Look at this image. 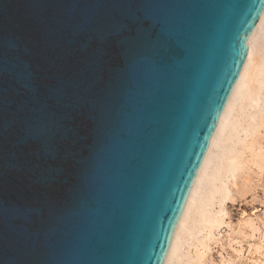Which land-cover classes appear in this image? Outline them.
Wrapping results in <instances>:
<instances>
[{
	"label": "water",
	"instance_id": "95a60500",
	"mask_svg": "<svg viewBox=\"0 0 264 264\" xmlns=\"http://www.w3.org/2000/svg\"><path fill=\"white\" fill-rule=\"evenodd\" d=\"M264 0H0V264H164Z\"/></svg>",
	"mask_w": 264,
	"mask_h": 264
},
{
	"label": "rangeland",
	"instance_id": "374dc122",
	"mask_svg": "<svg viewBox=\"0 0 264 264\" xmlns=\"http://www.w3.org/2000/svg\"><path fill=\"white\" fill-rule=\"evenodd\" d=\"M262 31L257 42H259V40L263 42L258 43V45L260 43L262 44L259 45L260 49H258L257 45V51H255V54L260 57L264 56V48L261 49V46H264V28ZM261 91L260 95L262 97L260 96L258 104H252L249 99H246V104L241 108H234L230 116L232 119L235 116L236 120L234 119V121L238 126H236V129L232 132L231 138L226 144L228 148L226 151L236 150V153L242 154L244 163L237 172L235 179L237 183L235 182L236 184L233 185V180L229 181L232 188V199L224 201L222 204L223 206H220L219 203H215L210 209L212 214L215 215V213H217V217H223V223L213 230L212 238L206 239V247L203 251L204 255L199 259L202 261V263H200L199 260V262L197 260L195 261L197 257L195 245L198 243V240L207 235L209 231H207V229L202 230L201 227H199L200 223L197 216L195 224L193 225V229H195L194 237H192V240L189 238V241H186L187 243L182 245L183 257H180L184 262L181 261L182 264H264V124L260 125L262 128L260 126L257 127L259 132L255 128V122L254 124L252 122V119H255V114V117H257V121L255 119L256 122H259L261 116H264V114H262V111L264 113V90L262 89ZM235 109L238 110L239 114H237V110ZM257 111L261 113L258 114ZM246 119L248 120L246 121ZM251 124L254 126H249ZM254 128L256 131L253 130ZM245 130L247 132H244ZM248 144L250 146L245 148ZM239 150L241 152L243 151V153H240ZM215 152L218 154L219 149L216 148ZM228 152L226 154H228ZM223 160V162H218L219 167L217 170L219 169V173H223V170H225L223 168H227L229 164L227 157ZM224 181L225 179H223V181L219 179L216 185L221 187ZM243 186H245V188ZM220 208L225 210L227 215L225 214L222 216L223 213H218L222 210ZM250 218L251 220H249ZM246 221H248L247 224ZM253 223L254 227L251 225ZM191 244L193 246H190Z\"/></svg>",
	"mask_w": 264,
	"mask_h": 264
},
{
	"label": "bare ground",
	"instance_id": "6f19581e",
	"mask_svg": "<svg viewBox=\"0 0 264 264\" xmlns=\"http://www.w3.org/2000/svg\"><path fill=\"white\" fill-rule=\"evenodd\" d=\"M263 28H264V11H263V13H262V15L258 21V24L256 26V29H255L252 37L250 39L249 48H248V52H247L244 64L242 66V69H241L240 74L238 76V79L236 81V84L234 86L232 94H231V96L228 100V103L224 109V112L222 113V116H221L220 121L218 123L216 132L212 138L210 147H209L207 154L204 158L202 166H201V168L198 172V175L196 177V180L192 186V189L190 191V194H189L188 199L186 201V204L184 206L182 215H181L179 222L177 224V227H176L170 248L168 250L166 259L164 261V264H182L181 263L182 259L180 258V257H183L182 256V245L184 243H187L186 241H189V238L192 240V237H194L195 229H193V225L195 224L197 216L199 218V219L198 218L197 219L199 220V223H200L199 227H201L202 230L207 229V231H209V233H207V235H205L203 238L199 239L197 244L195 243L196 244L195 245V249H196L195 251L197 254L195 261L196 260L198 261L204 255L203 251H204V248L206 247V243H205L206 239L212 238L211 236L213 235V230L215 228L219 227L221 225V223H223V220H222L223 217L222 218L219 216L217 217V213H215V215H216L215 216L214 214H212L210 209L212 208V206L215 205V203H219L220 206H223L222 204L224 201H226L227 199H232V188H231V185L229 184V181L233 180V182L231 181L233 185L237 183L235 181L236 176H237V172L239 171V169L242 167V165L244 163V161L242 160V154L236 153V150L235 151L231 150L229 152L226 151V150H228L226 144H227L228 140L231 138L232 132L236 129V126H238V124L236 125V122L234 121V119L236 120L235 116L234 117L232 116L233 119L230 117L233 109L236 107L238 109V107L241 108L242 106H244L246 104V102H245L246 99H249L252 102V104L253 103L258 104V102L260 100V96H261L260 92H262L261 91L262 89L264 90V56L260 57L259 55L255 54V51H257L256 48H257L258 43L263 42L260 40H259V42H257L261 32H263L262 31ZM260 44H262V43H260ZM259 45H258V49H260ZM262 48H264V46L263 47L261 46V49ZM237 109H235V110H237ZM247 110H248V107H247ZM259 111H257L258 114L261 113ZM237 114H239L238 110H237ZM262 114H264L263 111H262ZM255 116H256V114H255ZM255 116H254V118L256 119L257 117H255ZM248 117H249V115H248ZM252 118H253V116H252ZM255 119H252V122H253V124L255 122V124H254L255 128H256V130H258L257 127H259L261 124H264V116L263 117L261 116L259 122H256L257 119H256V121H255ZM247 120L248 119H246V121ZM249 126H252V124ZM260 127L262 128V126H260ZM241 128L243 129L242 126H241ZM255 128L253 130H255ZM244 132H247V131L245 130ZM248 132H249V130H248ZM250 133H252V132H250ZM248 136H250V135H248ZM236 143H237V140H236ZM225 146H226V148L224 149ZM249 146L250 145L248 144L245 146V148H248ZM216 148L219 149L218 154H216V152H215ZM227 152H228V154H226ZM240 153H243V151L242 152L240 151ZM244 155H245V153H244ZM221 156H223V157H221ZM225 156L228 158L229 164L227 165V168L226 167L223 168L224 166L222 167L223 169H225V170H223L224 171L223 173H219V169L217 170V168L219 167L218 165H219L220 161L221 162L224 161L223 159L226 158ZM221 158H223V159H221ZM219 179L222 181H223V179H225V181L221 187H218L216 185V182ZM243 187L245 188V186H243ZM206 196H207V198H206ZM220 209H222V208H220ZM218 213H220V214L223 213L222 216L225 214L227 215V212H225V210H223V209L220 210ZM249 220H251V218ZM248 221H246V224ZM251 225L254 227V223ZM200 232H202V231H200ZM192 244L190 246H193ZM193 259H194V257H193ZM200 263H202V261H200ZM185 264H187V263H185Z\"/></svg>",
	"mask_w": 264,
	"mask_h": 264
}]
</instances>
